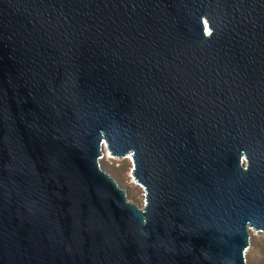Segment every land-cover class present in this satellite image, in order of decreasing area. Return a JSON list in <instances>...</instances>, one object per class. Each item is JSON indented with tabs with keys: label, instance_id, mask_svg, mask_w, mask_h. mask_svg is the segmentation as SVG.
<instances>
[{
	"label": "water",
	"instance_id": "95a60500",
	"mask_svg": "<svg viewBox=\"0 0 264 264\" xmlns=\"http://www.w3.org/2000/svg\"><path fill=\"white\" fill-rule=\"evenodd\" d=\"M249 230L264 0H0V264H248Z\"/></svg>",
	"mask_w": 264,
	"mask_h": 264
},
{
	"label": "rangeland",
	"instance_id": "374dc122",
	"mask_svg": "<svg viewBox=\"0 0 264 264\" xmlns=\"http://www.w3.org/2000/svg\"><path fill=\"white\" fill-rule=\"evenodd\" d=\"M102 153L98 160L100 168L114 179L119 188L124 190L127 201L141 208L143 190L138 184H135L130 174V157H112L105 150H102ZM248 234V245L244 251L245 261L248 264H264V231L249 230Z\"/></svg>",
	"mask_w": 264,
	"mask_h": 264
},
{
	"label": "bare ground",
	"instance_id": "6f19581e",
	"mask_svg": "<svg viewBox=\"0 0 264 264\" xmlns=\"http://www.w3.org/2000/svg\"><path fill=\"white\" fill-rule=\"evenodd\" d=\"M127 157H129V156H127Z\"/></svg>",
	"mask_w": 264,
	"mask_h": 264
}]
</instances>
